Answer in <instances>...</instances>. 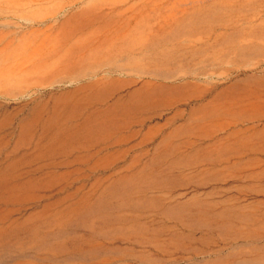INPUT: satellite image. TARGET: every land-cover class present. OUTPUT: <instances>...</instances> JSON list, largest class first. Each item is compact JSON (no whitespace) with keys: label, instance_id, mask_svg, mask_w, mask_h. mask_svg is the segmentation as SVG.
<instances>
[{"label":"rangeland","instance_id":"obj_1","mask_svg":"<svg viewBox=\"0 0 264 264\" xmlns=\"http://www.w3.org/2000/svg\"><path fill=\"white\" fill-rule=\"evenodd\" d=\"M0 264H264V0H0Z\"/></svg>","mask_w":264,"mask_h":264}]
</instances>
